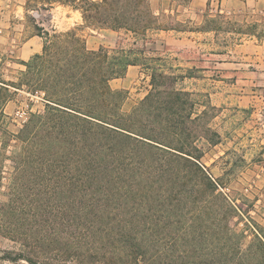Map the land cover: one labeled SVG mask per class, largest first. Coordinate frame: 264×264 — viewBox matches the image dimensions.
Listing matches in <instances>:
<instances>
[{"label":"trees","instance_id":"trees-1","mask_svg":"<svg viewBox=\"0 0 264 264\" xmlns=\"http://www.w3.org/2000/svg\"><path fill=\"white\" fill-rule=\"evenodd\" d=\"M38 1L78 11L92 29L144 37L160 28L150 0ZM43 35L26 81L13 84L36 85L48 102L15 135L0 264H264V228L242 249L237 212L201 165L197 143L220 136L214 107L197 113L177 86L191 75L144 49L90 50L73 30ZM129 65L149 71L150 89L124 113L126 90L109 82Z\"/></svg>","mask_w":264,"mask_h":264},{"label":"crops","instance_id":"crops-1","mask_svg":"<svg viewBox=\"0 0 264 264\" xmlns=\"http://www.w3.org/2000/svg\"><path fill=\"white\" fill-rule=\"evenodd\" d=\"M27 1L0 0V88L5 86L16 90L12 95L14 98H10L3 105L4 114L13 113L17 108L19 96L25 94L23 89L13 84L25 71V62L42 52L45 41L44 30L48 31L45 27L41 28V33L36 30L37 27L44 25L39 23L33 10L26 8ZM154 1L157 5V8L151 6L154 14L176 15V19L181 22L198 28L178 32L182 33L178 35L173 33L176 31L174 29H158L152 39H141L140 48L144 49V53L152 52L162 56L168 52L178 55L184 51L188 54L184 61L185 68L201 73L200 77L191 75L186 79L222 83L211 90H190L192 95L206 97L209 104L214 107L212 124L221 135L220 142L202 156V163L217 178H230V181L236 185L240 183L245 185L251 181L250 179L252 181L256 179V186L264 189V0H189L184 5H176L171 0ZM59 7L66 8L62 5ZM57 8L50 7L44 11L54 18L53 11ZM216 15L240 25L250 26L252 30L243 34L238 42L225 46L224 51L214 54L218 57L212 62L201 61L198 65L189 54L202 45L200 44L202 34L210 33L199 27L207 18ZM49 27L54 32L56 25ZM95 30H109L115 36L123 34L122 31L111 29ZM104 34H99L100 37H85L87 48L99 49L104 43L102 39ZM152 41H159L161 45L149 48L148 44ZM90 43L96 46L91 47ZM135 45L136 41H133L129 47ZM148 77V72L140 65H129L123 77L114 78L109 84L113 89L128 90L124 103L130 101L134 104L132 98L140 95L138 99L141 100L149 91ZM113 82L115 86L112 85ZM141 82L144 84L142 88H136ZM228 85L230 87H226ZM137 89L143 92H135ZM196 105H199L197 113L205 108L203 103ZM230 147L242 152L244 161L241 168L237 167L238 165L229 157ZM257 192L263 196V192L256 189Z\"/></svg>","mask_w":264,"mask_h":264},{"label":"rangeland","instance_id":"rangeland-1","mask_svg":"<svg viewBox=\"0 0 264 264\" xmlns=\"http://www.w3.org/2000/svg\"><path fill=\"white\" fill-rule=\"evenodd\" d=\"M171 1H173L176 5H184L188 3L189 0H171ZM152 5L155 8H157V5L154 0H150V6ZM25 6L28 10H33L34 15L39 20V23H42L44 25L38 28H43V27L48 28V31L44 30V32L48 33L49 38H52L53 35H57L59 33H63L68 30L75 31L84 40L92 36L100 37L98 36L99 34L106 33L104 34L105 36H103L104 38H102L104 43L100 46V48L106 49L108 51L117 50V49H129V48L141 49L140 48V43L142 41L141 39L143 38V39L150 40L154 37L156 33V29L150 30L146 33L144 37H139L132 33H129V32L125 33L122 31L123 34L121 36H115L109 30L96 31L95 29H92L86 26L84 22L82 21L81 15H79L80 13L69 7L62 8V7H59L60 5L52 6L54 8L58 7L56 10L53 11L54 18H52L51 16H49V14H47L44 11L45 8L41 7V4L38 0H28ZM70 10L74 12H68ZM153 15L156 20V26L160 27L158 29H164V30L174 29L176 30L173 32L175 35L182 34L178 32H183L185 30H193V29L198 28L195 25H190L188 23L181 22L180 20L176 19L175 17L176 15H170L168 13H163L162 15H156L154 14V12H153ZM50 25H56L54 32L50 29L49 27ZM199 29L210 31V33L202 34L203 35L201 38L202 40H200L201 42L200 44L202 45L199 48L197 47V50L195 49L193 53L189 54V56H191V59L196 61L198 65L201 64L200 63L201 61L212 62L214 59L218 57L217 55H214V54L224 51L225 46H229V45H232L233 43L238 42L243 37V34L252 30V27L246 26V25H240V24H237L236 22L225 20L222 16L216 15V16L207 18L206 22L201 27H199ZM36 30L39 32L37 28ZM197 37H200V36H197ZM134 38H136V40H134ZM133 41H136V45L133 46L134 48L129 47L133 44ZM92 44L93 43H90L89 46L91 47L96 46L95 44L93 45ZM159 45H161L159 41L157 42L152 41L148 44V47L155 48L156 46H159ZM145 55L158 56V54H154L152 52H149V53L145 52ZM187 56L188 54L182 51V53L178 55H175L173 53L171 54V52H168L167 54H164L160 57H162L166 61L167 67L169 66L172 67V72L175 75L183 76V75H188L189 73L190 75H196L200 77L201 73L199 71H194L189 68H185L184 61ZM24 72H26V69ZM23 78L24 77L22 76V80L26 81V79H23ZM22 83L23 85L19 88L23 89L24 91H31L37 88L36 85L25 84L24 81H22ZM112 85L115 86L114 82ZM143 85L144 84H142L141 82V84L137 85L136 88H142ZM216 85H222V83H211L209 81L203 82L200 80H190V79H186V77H182V79L179 80L177 86L185 91L190 92V90L196 91L200 89L211 90ZM226 87H230V85ZM135 92L142 93L143 91L142 90L140 91V89H137ZM14 93H16V90H11L10 88L7 87L6 91L3 92L0 98V203L6 201L7 199V192L10 188L11 176L14 172V162L12 160V155L16 151H18L20 148V141L16 138L15 135L17 134L19 129H21L22 127L18 128L15 125V123L12 120V113L4 114L3 112V105L10 98H14L12 97ZM127 96H128V90H126V96L122 104L126 100ZM139 96L140 95H138V97ZM135 97L136 98H132L133 101L135 102L134 104L133 102L127 101L126 103H124L123 108L121 105V109L124 113L131 112L134 106L140 101L137 96ZM189 99H191V101L194 102L195 111L199 110V105H196L197 103L198 104L208 103V99L206 97L199 96L198 94L197 95L191 94ZM21 102L22 103L28 102V97L25 94H21L19 96V101L17 103V106H19ZM46 104L47 103H45L43 107H41L42 105L35 106L34 112H32L30 116L32 114L42 113L45 110ZM208 113H209V116H211L215 114V110H209ZM211 126L212 128H214L213 124ZM214 130L219 134V132L215 128ZM219 136H220V139H219V142H220L221 135L219 134ZM197 144L200 145L201 148L205 149L204 154L206 152H209V149L213 146V145L207 146L206 141H203L202 144H200V142ZM228 155L229 157L232 158V161L236 165H238L237 167L241 168L243 166L242 161L244 160L242 158L241 151H237L233 149V147H230L228 150ZM201 164L205 167L206 173L207 174L210 173L217 180L219 184L229 185L231 187L232 194L234 195V197L239 199L238 205L244 216L240 215L239 217L234 218L232 220V224L236 232L240 234L242 233L241 248L244 249L247 246L250 239L252 238V236L256 233L257 229L264 228V189H259L260 186L258 187L256 186V183H257L256 179H253V181L252 179H250L251 181H249L248 184H245V185H242L241 183L240 185H236L230 181V178H227V179L217 178L209 170H207L206 166L202 163V161H201ZM233 177L234 175L231 177V179H233ZM256 189L260 190L261 193L263 192V196H260V192L256 193ZM257 195H258L257 199H259V201H256ZM245 218L247 219V221L250 222V224L253 226V228H255L256 231L247 223V221H245ZM241 221H245L246 225L242 226L240 224ZM9 246H10L9 242L4 240L2 237H0V253L3 249L8 248ZM3 264H11V263L5 262ZM15 264H25V263L18 262Z\"/></svg>","mask_w":264,"mask_h":264},{"label":"built area","instance_id":"built-area-1","mask_svg":"<svg viewBox=\"0 0 264 264\" xmlns=\"http://www.w3.org/2000/svg\"><path fill=\"white\" fill-rule=\"evenodd\" d=\"M24 93L28 97V102H24V103L21 102V104L17 106V108L12 113V120L18 128L23 127V125L27 122V120L30 117V114L34 112L35 106L42 105L41 107H43V105L48 102L45 92L41 89L25 91ZM208 175L214 181L216 191L220 193L225 198L226 202L232 207H234L235 210L237 211V216L235 218L239 217L240 215L244 216L238 205L239 199L234 197V195L232 194L231 187L229 185L219 184L217 180L210 173H208ZM245 221H247L246 218ZM245 221H241L240 224L242 226L246 225ZM247 223L253 228V226L250 224L249 221H247ZM253 229L255 230V228Z\"/></svg>","mask_w":264,"mask_h":264}]
</instances>
